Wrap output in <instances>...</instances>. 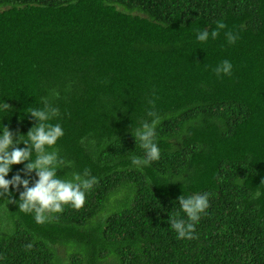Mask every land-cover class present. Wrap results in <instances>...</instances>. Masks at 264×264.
I'll return each instance as SVG.
<instances>
[{
  "label": "trees",
  "instance_id": "obj_1",
  "mask_svg": "<svg viewBox=\"0 0 264 264\" xmlns=\"http://www.w3.org/2000/svg\"><path fill=\"white\" fill-rule=\"evenodd\" d=\"M223 59L233 75L217 78ZM153 93L161 158L137 169L132 130ZM3 100L14 139L31 107L58 108L72 166L57 175L89 168L98 183L45 224L19 212L22 186L0 197V264H264V0H0ZM17 171L38 179L24 164L6 178ZM193 192L210 206L197 238L178 240L169 213Z\"/></svg>",
  "mask_w": 264,
  "mask_h": 264
},
{
  "label": "clouds",
  "instance_id": "obj_2",
  "mask_svg": "<svg viewBox=\"0 0 264 264\" xmlns=\"http://www.w3.org/2000/svg\"><path fill=\"white\" fill-rule=\"evenodd\" d=\"M226 27L225 23L217 21L215 28L210 31L203 28L197 30L196 40L202 44L207 43L210 38L215 40ZM224 35L229 45H235L240 39L239 33L232 30L226 31ZM233 70V63L229 59L221 60L212 69L217 78L231 77ZM148 105L145 117L139 119L137 127L132 130L136 143L138 141L139 147L143 150V156L131 158L132 166L137 169H143L161 158L157 131L161 124V116L156 105L155 93L153 98L148 99ZM10 109L5 100L0 101V114H6ZM27 113L36 123L26 135H18L14 139L8 126L0 123V197L7 196L11 202V189L22 186L24 190L15 201L19 212L33 215L37 224H45L49 220V212L62 213L65 206L82 208L87 194L98 183V178L89 168H84L82 173L73 172L70 178H65L69 173L62 178L59 177L57 170L65 165H71L70 161H66L61 153L56 151L58 141L65 135L63 125L57 119L60 110L51 105H44L31 107ZM53 120L57 122L53 123ZM21 143L25 147H19ZM16 164H24L26 175L36 172L38 179L32 186H29L30 180L23 178L19 171L10 179L6 178ZM211 195L209 192H193L177 198L179 210L175 214L169 213L168 223L178 240L197 238L196 228L202 215L207 214ZM26 248L30 250L32 243L27 244Z\"/></svg>",
  "mask_w": 264,
  "mask_h": 264
}]
</instances>
